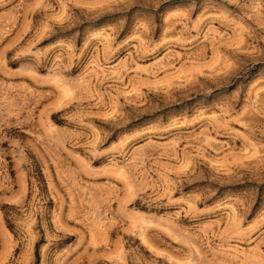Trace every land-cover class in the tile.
Returning <instances> with one entry per match:
<instances>
[{
    "label": "rangeland",
    "instance_id": "rangeland-1",
    "mask_svg": "<svg viewBox=\"0 0 264 264\" xmlns=\"http://www.w3.org/2000/svg\"><path fill=\"white\" fill-rule=\"evenodd\" d=\"M0 264H264V0H0Z\"/></svg>",
    "mask_w": 264,
    "mask_h": 264
}]
</instances>
